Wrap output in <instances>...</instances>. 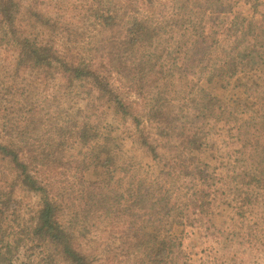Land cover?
I'll return each instance as SVG.
<instances>
[{"label": "trees", "instance_id": "obj_1", "mask_svg": "<svg viewBox=\"0 0 264 264\" xmlns=\"http://www.w3.org/2000/svg\"><path fill=\"white\" fill-rule=\"evenodd\" d=\"M239 3L0 0V264H176L187 213L261 264L264 0Z\"/></svg>", "mask_w": 264, "mask_h": 264}, {"label": "rangeland", "instance_id": "obj_2", "mask_svg": "<svg viewBox=\"0 0 264 264\" xmlns=\"http://www.w3.org/2000/svg\"><path fill=\"white\" fill-rule=\"evenodd\" d=\"M236 11L248 15L249 0H240ZM187 215L182 227L159 235L162 240L180 235L182 255L176 264H234L233 261L239 254L237 255L233 247L229 251L225 250L229 245V239L223 234L230 227L227 218L215 216L210 222L208 218L200 222L196 216L189 213ZM258 261L264 264L261 258Z\"/></svg>", "mask_w": 264, "mask_h": 264}]
</instances>
